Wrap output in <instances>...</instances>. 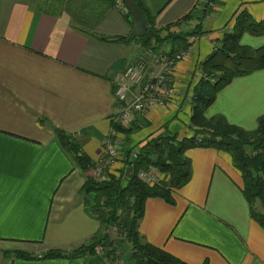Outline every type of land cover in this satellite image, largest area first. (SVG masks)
<instances>
[{
    "label": "crops",
    "instance_id": "1",
    "mask_svg": "<svg viewBox=\"0 0 264 264\" xmlns=\"http://www.w3.org/2000/svg\"><path fill=\"white\" fill-rule=\"evenodd\" d=\"M61 1L0 0V264H111L98 250L74 258L39 257L50 249L70 251L95 243L104 231L93 209L95 195L83 187L87 175H105L83 170L55 130L81 139L95 163L104 158L105 140L121 107L115 77L145 48L137 41L115 40L129 36L133 27L123 10L109 8L94 28L82 27ZM143 1L157 29L173 25L175 30L188 16L185 32L195 33L187 35L188 55L175 70L173 102L132 120L128 137L117 131L113 170L118 176L127 149L139 148L151 134L193 135L190 97L199 64L233 30L240 11L264 20V0H215L211 9L206 0ZM241 43L259 47L264 36L245 33ZM217 114L255 130L264 114V69L235 77L223 88L205 113L208 118ZM185 156L191 161V180L173 190L174 202L146 200L141 237L189 264H264V228L251 215L232 156L199 146ZM150 170L158 181L169 179ZM16 250L35 257H16ZM125 259L121 264H133Z\"/></svg>",
    "mask_w": 264,
    "mask_h": 264
},
{
    "label": "trees",
    "instance_id": "2",
    "mask_svg": "<svg viewBox=\"0 0 264 264\" xmlns=\"http://www.w3.org/2000/svg\"><path fill=\"white\" fill-rule=\"evenodd\" d=\"M117 1L96 0V4L99 5L97 12L83 24L94 28L107 9L116 7ZM136 2L147 15L149 22L147 33L143 37L131 38L129 35L117 37L115 40L137 41L143 48H152L157 52L165 50L164 45L168 40L173 44V52L190 45L187 35H194L195 32L178 33L172 30L173 25L157 29L144 1ZM119 9L132 20L126 5ZM184 19H188V16ZM232 28V31L224 34L220 46L216 47L202 63L205 73L220 70L221 74L215 82H211L206 76L202 77L194 86L191 106L193 135L179 139L177 134L168 130L157 135L151 134L145 142L139 143L141 146L136 157L132 154L136 145L127 149L122 159L124 170L120 176L112 174L109 178L101 179L89 174L86 177L83 189L95 195L93 209L97 218L104 228L115 224L125 233L126 240L132 245L133 264H189L163 248L145 241L139 232V220L144 214L145 203L149 197H161L174 202L173 190L182 188L191 180V161L185 156V152L192 147H214L232 156L235 166L243 176V193L250 204L251 215L264 228V114L258 118V126L252 131L230 123L222 114L212 118L205 115L218 93L235 77L264 69V45L254 48L243 45L240 41L245 33L264 36V20L257 21L247 10H242L234 19ZM108 40L113 41L111 38ZM114 129L128 137L134 127H125L114 119ZM55 131L63 147L74 155L83 170L89 171L96 166L97 163L83 150L81 142L74 134L60 128H56ZM126 168L127 175L124 172ZM153 168L167 173L169 179L150 184L140 178V170L149 171ZM97 238L95 236L93 239ZM115 251L114 245H111V248L103 253L111 264H115L117 260ZM87 252L91 254L96 252L94 243L83 244L71 251L50 249L39 257L74 258L81 257ZM14 255L24 259L35 257L23 250H16Z\"/></svg>",
    "mask_w": 264,
    "mask_h": 264
},
{
    "label": "built area",
    "instance_id": "3",
    "mask_svg": "<svg viewBox=\"0 0 264 264\" xmlns=\"http://www.w3.org/2000/svg\"><path fill=\"white\" fill-rule=\"evenodd\" d=\"M139 59L127 66L115 77V95L121 104L116 114V121L127 127L132 120L140 118L147 109L156 106H167L173 102L175 95V70L184 57L185 50L175 52L164 50L161 53L147 51ZM117 131L113 129L104 144V158L96 164L98 175L105 174L117 160ZM134 149L133 157L138 155ZM115 165V164H114ZM139 176L147 183H154L157 176L146 170H140Z\"/></svg>",
    "mask_w": 264,
    "mask_h": 264
},
{
    "label": "rangeland",
    "instance_id": "4",
    "mask_svg": "<svg viewBox=\"0 0 264 264\" xmlns=\"http://www.w3.org/2000/svg\"><path fill=\"white\" fill-rule=\"evenodd\" d=\"M50 1L52 3H54L57 0H50ZM78 1L79 2L77 4H75V3H73L70 0H62L61 1V5L63 7H65V8H67V9H70V13H71V15L73 17V23L74 24H77V25H80V26L84 27L83 22L86 21L85 18L88 19L89 17H92V15L97 12L99 5L96 4V2H95L96 0H87V1L86 0H81L82 1L81 3H80V0H78ZM70 2L72 3L71 6H70ZM214 3H215V0H206L207 9L213 8ZM124 5L125 4H124L123 0H118L116 8H118V9L119 8H123ZM82 18H84L85 20L83 19V21H82L81 20ZM187 21H188L187 19H183V20L177 22L175 24L177 29H175V30L178 33L179 32L185 33V30H187V27H188V22ZM259 47H261V46H259ZM254 48H258V47H254ZM165 49L168 50V51H170V50L173 51L172 50L173 49V44L172 43L166 44L165 45ZM144 50L145 51H143L141 54H139V56L135 59V61L137 59H139L141 56H146V55H143V54L146 53L147 51H151L152 50V51H154L156 53H161L162 52V51L161 52H157V51L153 50L152 48H145ZM179 50H185L186 57H187L188 51H187L186 48L179 49ZM186 57H184L181 61H183ZM181 61H179V63ZM202 63H203V61H201V63L199 64V67L197 69L198 70V72H197V81L200 78L206 76V78H208L211 82H215L218 79V77L220 76L221 71L220 70H213L211 72L205 73V71L203 70ZM193 95H194V89H193V93L191 94V97H190V105L191 106H192V97H193ZM159 106H161V105H159ZM167 106H164V107H167ZM80 140L81 139H79V141ZM105 142H106V140H105ZM117 151H118V149H117ZM114 164L109 168V170H106V172L104 174L105 176H101L100 178H102V177L109 178V175L114 174L113 168H116V166ZM94 170H95V173H97L96 166L94 167ZM115 171H116V169H115ZM126 171H127V169L125 170V172ZM149 171L152 172V170H149ZM114 175H116V174H114ZM118 175H116V176H118ZM122 213L123 212L121 211V215H122ZM102 236L103 237L100 240H98L97 242L94 243L95 248H96V252L98 250L99 252H103L104 253V251H106L108 248H111V245H114L115 250H116L115 251L116 258H117L116 261L118 262L117 264H121V261L123 259H125L124 258L125 255H126V259L127 258L128 259H130V258L132 259V250H131L132 249V245H131V243L129 241L126 240L125 233L123 231H120V228L117 225L111 224L110 226L105 227Z\"/></svg>",
    "mask_w": 264,
    "mask_h": 264
},
{
    "label": "water",
    "instance_id": "5",
    "mask_svg": "<svg viewBox=\"0 0 264 264\" xmlns=\"http://www.w3.org/2000/svg\"><path fill=\"white\" fill-rule=\"evenodd\" d=\"M124 3L130 11L133 21L130 37L136 38L145 36L149 29V22L145 11L136 0H124Z\"/></svg>",
    "mask_w": 264,
    "mask_h": 264
}]
</instances>
